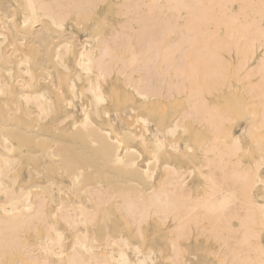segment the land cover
Returning a JSON list of instances; mask_svg holds the SVG:
<instances>
[{
	"label": "bare ground",
	"instance_id": "bare-ground-1",
	"mask_svg": "<svg viewBox=\"0 0 264 264\" xmlns=\"http://www.w3.org/2000/svg\"><path fill=\"white\" fill-rule=\"evenodd\" d=\"M263 168L264 0H0V264H264Z\"/></svg>",
	"mask_w": 264,
	"mask_h": 264
},
{
	"label": "rangeland",
	"instance_id": "rangeland-1",
	"mask_svg": "<svg viewBox=\"0 0 264 264\" xmlns=\"http://www.w3.org/2000/svg\"><path fill=\"white\" fill-rule=\"evenodd\" d=\"M233 9H236V5H234L233 6ZM110 18H114L115 20H116V22L118 23V21L119 20H121V19H119L118 17H108V19L106 20L107 21V23H108V25H107V27L104 29V31L106 30V29H108V31H109V28L111 29V22H112V26H115L117 23H115V21H113L114 19H110ZM110 19V20H109ZM118 19V20H117ZM112 20V21H111ZM111 21V22H110ZM113 22H114V24H113ZM110 25V26H109ZM107 31V30H106ZM106 31L104 32V33H106ZM107 31V32H108ZM81 36H83V35H81ZM84 38V40H85V36H83ZM229 61H231L232 63H234L235 62V58H227ZM234 59V60H233ZM232 84L234 85V86H236L237 84L234 82V81H232ZM238 90V89H237ZM232 91V92H231ZM236 91V90H235ZM226 92V93H225ZM224 92V94H215V96H212V97H210L211 98V100L216 104V105H219L220 104V108H222V110H226L228 107H230V105H234L233 104V99H231V97L234 95V94H237V91L234 93V90L233 89H231L230 90V92L232 93V94H230V92H228V91H225ZM111 93V92H110ZM113 93V92H112ZM110 94L109 96H112V95H114V94ZM228 93V94H227ZM119 94V93H118ZM223 95V96H222ZM227 95V96H226ZM230 95V96H229ZM221 96V97H220ZM225 96V97H224ZM229 96V97H228ZM114 97V96H113ZM113 97H110V98H113ZM225 98H226V101H224L225 100ZM231 99V102H232V104H231V102H229V100ZM232 98H235V97H232ZM218 100V101H217ZM224 101V103L225 104H222L223 103V101ZM218 103H217V102ZM229 102V104H227L226 105V103H228ZM222 104V105H221ZM226 106H228L227 108H226ZM174 109L176 110V107H174ZM173 109V110H174ZM229 109V108H228ZM231 109V108H230ZM174 110V111H175ZM179 110V109H178ZM178 110H176V112L178 111ZM173 111V112H174ZM232 111H233V109H232ZM235 111V110H234ZM233 111V112H234ZM170 115V114H169ZM234 115V114H233ZM138 127V126H137ZM190 128V127H189ZM193 127H191V129H189V134L191 133V132H193ZM199 135H201V134H199ZM199 135H189V136H187L186 137V139L188 138V140H187V145H189L191 148H192V146H193V149H195L197 146V143L199 144L200 142L199 141H203V139H201V137L202 138H204V140H205V137L206 136H204L205 134H202L201 136H199ZM195 136V137H194ZM197 136V137H196ZM190 137H193V138H190ZM191 141V142H190ZM196 146V147H195ZM252 145H249V154L248 155H246L244 158L246 159H244L243 158V163L245 164V165H252L253 164V162H254V160L256 159H258V154H257V152L255 151V149H254V147L252 146ZM189 155V154H188ZM254 157V158H253ZM250 158V159H249ZM248 159V160H247ZM254 159V160H253ZM195 160H197V159H195ZM245 160V161H244ZM187 161H189V160H187ZM194 160H190L188 163L186 162L185 163V167L184 168H193L194 167V169H195V164L197 163V161L196 162H194L195 164L193 165V162ZM247 161H248V163H247ZM191 162V166L190 167H188L187 165H190L189 163ZM176 165H178V166H180V164H181V166L183 165V163L184 162H174ZM199 164V161H198V163L196 164V165H198ZM193 166V167H192ZM261 172H264V168L261 170ZM195 174V176H196V174L197 173H194ZM195 179H196V177H195ZM195 179H193L194 181H195ZM195 182H197V179H196V181ZM199 190H201L200 188H199ZM260 242H262V245H263V247H264V234H262V236H261V239H260ZM202 248V249H201ZM201 248H199V250L198 249H195V250H191L190 251V253H188V254H186L185 253V260H188L189 261V259H190V262H191V260L193 261V264H208V262H209V260H210V256H209V254H208V248L207 247H204V246H201ZM206 249V250H205ZM197 254H196V253ZM201 253V254H200ZM190 254V256H189V258L188 259H186L187 258V255H189ZM157 255V254H156ZM155 255V258L157 257V258H159L158 256H156ZM191 255H193L192 257H191ZM203 255V256H202ZM196 257H199V259H200V261H199V263H198V260L196 259ZM203 257H204V259H203ZM156 258V259H157ZM207 259V260H206ZM205 260V261H204ZM160 261H162V263L163 264H166V262L165 261H163V260H160ZM188 261H186V264H191V263H189ZM202 261V262H201ZM208 261V262H207ZM165 262V263H164Z\"/></svg>",
	"mask_w": 264,
	"mask_h": 264
}]
</instances>
